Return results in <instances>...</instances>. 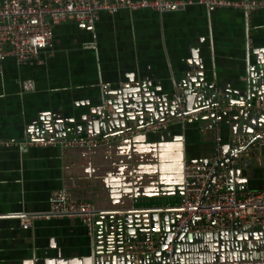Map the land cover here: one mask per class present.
Masks as SVG:
<instances>
[{
  "label": "crops",
  "instance_id": "0c3cea01",
  "mask_svg": "<svg viewBox=\"0 0 264 264\" xmlns=\"http://www.w3.org/2000/svg\"><path fill=\"white\" fill-rule=\"evenodd\" d=\"M39 55L40 63L0 57V139L24 138L37 114L83 122L101 102L102 84L141 80L166 97L193 69L206 81L243 88L246 68L264 55V9L245 13L194 2L161 12L99 11L90 25L71 18L55 23ZM24 79L32 89H20ZM243 111L232 105L221 113L222 148L229 134L250 128ZM213 134L214 125L198 117L94 147L0 144V264H91L89 236L77 216L35 217L24 226L17 214L46 210L57 188L100 209H129L171 187L173 197L182 161L209 156ZM233 177L246 188H264V147L243 152Z\"/></svg>",
  "mask_w": 264,
  "mask_h": 264
},
{
  "label": "built area",
  "instance_id": "2783aa9c",
  "mask_svg": "<svg viewBox=\"0 0 264 264\" xmlns=\"http://www.w3.org/2000/svg\"><path fill=\"white\" fill-rule=\"evenodd\" d=\"M194 2L206 6L239 8L245 13L264 9V0H0V57L10 55L18 63L42 62L39 54L50 41L52 26L66 18L90 25L97 18L99 11L150 8L161 12L178 10ZM194 72L195 70L190 69L188 74ZM105 85L102 84L101 88ZM32 87L33 82L30 79L20 81L21 90H29ZM181 92L182 86L174 84L172 111L158 113L152 110L150 114L155 112V115L142 117L139 123L132 121L117 125L99 134L30 131L19 140L0 139V144L14 143L21 149L29 144L94 147L155 130L171 122H183L187 118L197 119L200 115L210 113L214 121V148L211 154L205 158L182 161L180 194L176 199H169L162 205L171 211L170 217L173 218L169 228L170 239L165 243L163 252L168 256L172 240L181 231L230 229L232 222L236 220L246 224L264 223V188H233L234 181L229 180L227 176L228 170L233 169L236 159L243 152L264 147V123L255 124L246 131L229 134L222 148L219 144L216 122L220 120L221 113L232 105L221 102L220 91L217 88L208 94L209 99L206 102L186 109ZM152 97H155L154 92ZM94 107L102 108L103 104L98 103ZM243 108L246 109L245 106ZM263 109V102L255 103L250 107V110L256 112H261ZM103 117V114H99V118ZM138 205L137 203L129 209H100L90 200L73 197L66 188H57L49 192L46 210L20 212L17 218L21 225L30 226L35 217L77 216L85 225L90 248L94 250L95 220L106 214L125 217ZM155 222L153 225H148L147 229L135 238L123 236L118 254L131 255L133 264H141L140 256L152 253L162 242L163 224L159 217ZM91 264L95 263L91 262Z\"/></svg>",
  "mask_w": 264,
  "mask_h": 264
},
{
  "label": "water",
  "instance_id": "95a60500",
  "mask_svg": "<svg viewBox=\"0 0 264 264\" xmlns=\"http://www.w3.org/2000/svg\"><path fill=\"white\" fill-rule=\"evenodd\" d=\"M188 68H190L188 66ZM264 55L256 57L247 68L244 77V87L232 90L226 85L217 84L214 80L206 81L200 71L189 75L187 71L177 80L182 86L185 108L206 102L208 94L219 88L221 102L231 105L245 106L242 115L248 117L251 128L255 124L264 123V109L261 112L250 110L255 103H264ZM144 81H134L129 84H107L101 88L99 103L102 108L91 109L83 114V122L72 125L62 118L47 112L37 114L29 122L28 131H48L56 134H72L75 130L85 133L99 134L110 128L135 121L139 123L142 117H150V111H172L173 93L160 96L148 88ZM155 97H152V93ZM98 104V103H97ZM103 114V118H99ZM200 119H207L214 125L212 114H203ZM249 128V129H250ZM237 130H239L237 128ZM243 128L240 131H246ZM233 169H229L227 176L234 181L233 188H245V184L233 177ZM241 183V184H240ZM180 184V182H179ZM170 189H163L152 197L138 200L139 204L131 214L125 217H116L106 214L95 220V248L90 249L91 260L95 264H133L131 255L120 256L123 236L135 238L145 231L148 225L155 224L159 217L164 230L162 242L152 253L140 256L141 264H264V223L246 224L233 221L230 229L217 231L184 232L181 231L171 244L170 253L165 255L163 249L170 239V224L173 218L171 211L163 207L169 199H176L179 191L172 197ZM153 205V206H152ZM167 210V212H165ZM129 215V216H127ZM136 233V234H135ZM130 235V236H129ZM55 264H65L57 262Z\"/></svg>",
  "mask_w": 264,
  "mask_h": 264
}]
</instances>
